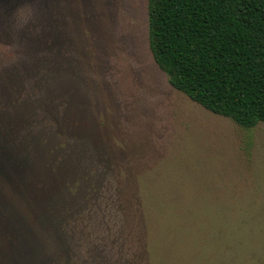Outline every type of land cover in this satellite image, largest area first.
I'll return each mask as SVG.
<instances>
[{
	"label": "rangeland",
	"instance_id": "374dc122",
	"mask_svg": "<svg viewBox=\"0 0 264 264\" xmlns=\"http://www.w3.org/2000/svg\"><path fill=\"white\" fill-rule=\"evenodd\" d=\"M0 0V264H264V123L172 88L147 0Z\"/></svg>",
	"mask_w": 264,
	"mask_h": 264
},
{
	"label": "trees",
	"instance_id": "16d2710c",
	"mask_svg": "<svg viewBox=\"0 0 264 264\" xmlns=\"http://www.w3.org/2000/svg\"><path fill=\"white\" fill-rule=\"evenodd\" d=\"M147 22L172 88L241 128L264 123V0H147Z\"/></svg>",
	"mask_w": 264,
	"mask_h": 264
},
{
	"label": "clouds",
	"instance_id": "9594fccd",
	"mask_svg": "<svg viewBox=\"0 0 264 264\" xmlns=\"http://www.w3.org/2000/svg\"><path fill=\"white\" fill-rule=\"evenodd\" d=\"M35 16V0H24L10 14L9 32L12 35H16L25 29L32 28L35 23Z\"/></svg>",
	"mask_w": 264,
	"mask_h": 264
}]
</instances>
